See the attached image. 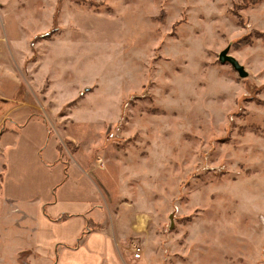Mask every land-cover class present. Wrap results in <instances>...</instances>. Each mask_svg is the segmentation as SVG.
Wrapping results in <instances>:
<instances>
[{
	"label": "rangeland",
	"instance_id": "374dc122",
	"mask_svg": "<svg viewBox=\"0 0 264 264\" xmlns=\"http://www.w3.org/2000/svg\"><path fill=\"white\" fill-rule=\"evenodd\" d=\"M0 1L31 35L30 101L91 185L156 204L181 264H264V0ZM4 212L0 264H26L31 225Z\"/></svg>",
	"mask_w": 264,
	"mask_h": 264
},
{
	"label": "crops",
	"instance_id": "0c3cea01",
	"mask_svg": "<svg viewBox=\"0 0 264 264\" xmlns=\"http://www.w3.org/2000/svg\"><path fill=\"white\" fill-rule=\"evenodd\" d=\"M5 8L0 1V211L3 207L4 221L19 215L22 224L31 225V237L19 249L21 260L26 264H181L170 257L173 244L164 234L167 220L156 211L157 205L126 195L127 186L118 181L110 184L114 181L108 173L107 180L101 177V185H91L89 162L77 160L75 153L63 148L50 126V112L40 104L37 110L38 104L30 101L32 79L28 82L20 70L26 62L20 52L31 35L6 23ZM77 168L81 175H76ZM80 177L83 180L77 183ZM44 190L48 194L54 190L53 197ZM34 192L39 195L32 201ZM26 206L35 208V213ZM134 244L140 248L139 259L134 258Z\"/></svg>",
	"mask_w": 264,
	"mask_h": 264
},
{
	"label": "water",
	"instance_id": "95a60500",
	"mask_svg": "<svg viewBox=\"0 0 264 264\" xmlns=\"http://www.w3.org/2000/svg\"><path fill=\"white\" fill-rule=\"evenodd\" d=\"M219 61L221 64H229L239 74L240 77L245 78L248 76L244 67L226 51L219 55Z\"/></svg>",
	"mask_w": 264,
	"mask_h": 264
},
{
	"label": "built area",
	"instance_id": "2783aa9c",
	"mask_svg": "<svg viewBox=\"0 0 264 264\" xmlns=\"http://www.w3.org/2000/svg\"><path fill=\"white\" fill-rule=\"evenodd\" d=\"M134 258L139 259L141 257L140 248L137 245H133Z\"/></svg>",
	"mask_w": 264,
	"mask_h": 264
},
{
	"label": "trees",
	"instance_id": "16d2710c",
	"mask_svg": "<svg viewBox=\"0 0 264 264\" xmlns=\"http://www.w3.org/2000/svg\"><path fill=\"white\" fill-rule=\"evenodd\" d=\"M257 0H245L244 2H245V4H243L242 6H240V7H246V6H248L249 5V3H252V2H256ZM44 37V36H43ZM48 37V36H47Z\"/></svg>",
	"mask_w": 264,
	"mask_h": 264
}]
</instances>
